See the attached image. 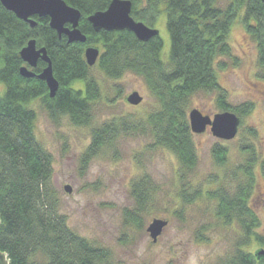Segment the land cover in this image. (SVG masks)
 I'll return each mask as SVG.
<instances>
[{"label": "trees", "instance_id": "trees-1", "mask_svg": "<svg viewBox=\"0 0 264 264\" xmlns=\"http://www.w3.org/2000/svg\"><path fill=\"white\" fill-rule=\"evenodd\" d=\"M63 1L80 12L78 29L86 37L84 44H69L65 36L59 38L49 27L48 18L33 17L36 25L32 28L0 3V83L5 87L0 95V252L7 256L8 264H108L107 250L79 236L60 211L52 156L35 137L36 112L30 107L39 101L53 124L66 118L73 127L92 125L100 88L84 59L87 47H101L94 67L109 80H119L128 73L144 80L159 106L146 121L154 145L172 153L186 174L198 161L187 117L193 97L215 94L220 112H232L240 119L252 111L249 103L230 108L216 71L225 69L222 59L236 66L229 36L237 18L256 44L258 78L264 81L262 0H230L224 7L219 6V0H129L131 17L150 28L165 14L170 38L167 62L161 58L160 37L143 43L128 31L93 30L88 17L104 12L112 0ZM30 40L46 50L51 62L59 85L53 99L44 82L19 74L25 66L19 53ZM45 67L39 61L31 71L38 75ZM76 82L84 83V91L72 88ZM128 123L122 118L119 124L93 129L90 144L81 156L82 168L102 148L110 147L120 131L129 132ZM212 156L218 167L225 165L223 148L215 145ZM255 168L264 177V159L250 151L240 168L242 181L234 185L232 175L233 186H219L216 192L207 193L209 200L217 201L216 217L224 225L237 224L240 229L233 254L222 264H264L263 258L255 256L256 251L242 250L253 243L264 250V233L257 231L261 222L252 207ZM151 186L147 178L133 183L130 194L135 209L123 212L125 221L139 230V216L146 209L150 191H155ZM181 198L190 202L184 193Z\"/></svg>", "mask_w": 264, "mask_h": 264}, {"label": "rangeland", "instance_id": "rangeland-1", "mask_svg": "<svg viewBox=\"0 0 264 264\" xmlns=\"http://www.w3.org/2000/svg\"><path fill=\"white\" fill-rule=\"evenodd\" d=\"M229 1L219 0L218 4L224 7ZM154 29L163 42L161 58L167 62L170 38L164 13ZM229 44L236 66L231 60L222 59L226 67L216 69L219 85L227 93L230 108L249 103L252 111L240 119L238 134L231 141L214 138L209 128L193 135L198 161L187 174L181 172L172 153L154 145L146 121L159 106L141 77L128 73L112 81L97 67H91L100 98L95 102L90 127H73L66 118L53 124L39 101L30 105L36 112L35 137L52 156L60 211L79 236L107 250L108 264H222L233 254L240 229L237 224L226 226L216 217L217 201L209 200L207 193L242 181L240 168L250 151L264 159V81L258 78L256 44L240 18L231 27ZM96 48L101 51L100 46ZM72 88L84 91V83L76 82ZM4 90L0 83V95ZM133 92L142 97L138 106L126 102ZM215 98V94L193 97L188 112L198 109L212 118L221 113ZM122 118L129 121V132L120 131L110 147L102 148L82 168L81 156L90 144L92 130L104 124H119ZM215 145L226 152L223 167H218L212 156ZM254 174L252 207L261 222L257 231L264 233V177L258 168ZM232 175L235 181L231 183ZM143 178L150 181L155 191H150L146 209L139 216V230L125 221L123 212L134 211L131 187ZM66 185L72 189L69 195L63 190ZM181 193L190 202L182 199ZM154 218L168 222L155 244L146 232ZM258 249L254 243L242 248L245 253Z\"/></svg>", "mask_w": 264, "mask_h": 264}, {"label": "water", "instance_id": "water-1", "mask_svg": "<svg viewBox=\"0 0 264 264\" xmlns=\"http://www.w3.org/2000/svg\"><path fill=\"white\" fill-rule=\"evenodd\" d=\"M264 3V0H262ZM5 10L15 15L18 20L35 27L33 17L48 18L49 27L60 38L65 36L69 44L86 42V37L78 29L80 12L69 7L63 0H0ZM132 3L129 0H112L104 12H97L88 17V22L95 32L105 31H128L140 42L159 37V32L146 26L142 22L135 21L131 17ZM68 26V27H67ZM25 66L21 67L19 74L24 79L37 78L45 83L49 98L53 99L58 91V82L53 76L51 62L44 48H37L36 41L30 40L19 53ZM100 52L95 47H87L84 50V59L88 67L96 65ZM46 64V67L36 75L31 69L36 68L38 62ZM126 102L131 106H138L142 97L137 92L130 94ZM189 127L192 135L206 132L207 128L211 135L221 141H231L238 134L241 123L240 118L232 112H221L213 117L203 115L198 109H192L187 114ZM66 194H71L72 189L66 185L63 188ZM168 222L164 219L154 218L146 228V232L152 243H156L162 235ZM255 256L264 259V250L258 249ZM0 264H8L7 256L0 252Z\"/></svg>", "mask_w": 264, "mask_h": 264}, {"label": "flooded vegetation", "instance_id": "flooded-vegetation-1", "mask_svg": "<svg viewBox=\"0 0 264 264\" xmlns=\"http://www.w3.org/2000/svg\"><path fill=\"white\" fill-rule=\"evenodd\" d=\"M159 239V238H158ZM257 251V250H256Z\"/></svg>", "mask_w": 264, "mask_h": 264}]
</instances>
